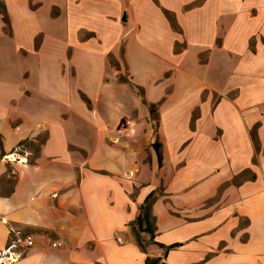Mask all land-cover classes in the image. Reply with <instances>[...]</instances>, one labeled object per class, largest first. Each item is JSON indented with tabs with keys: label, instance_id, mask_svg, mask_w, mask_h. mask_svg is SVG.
<instances>
[{
	"label": "crops",
	"instance_id": "obj_1",
	"mask_svg": "<svg viewBox=\"0 0 264 264\" xmlns=\"http://www.w3.org/2000/svg\"><path fill=\"white\" fill-rule=\"evenodd\" d=\"M8 182L14 264H264V0H0Z\"/></svg>",
	"mask_w": 264,
	"mask_h": 264
},
{
	"label": "trees",
	"instance_id": "obj_2",
	"mask_svg": "<svg viewBox=\"0 0 264 264\" xmlns=\"http://www.w3.org/2000/svg\"><path fill=\"white\" fill-rule=\"evenodd\" d=\"M149 110H150V115H151L152 120L157 121L158 116H157V113L155 110V106H150ZM28 142H30V141H23L22 143H20L18 145V147H20L24 144H27ZM153 147H154L155 152H156L158 164L161 165L162 156H161L159 146L157 144H154ZM12 190H13L12 182H8L5 190L0 188V196L10 195L12 193ZM154 196H155V192H152L145 198L144 202L140 205V207L138 209V214H137L135 222H134L133 232L136 236V240H137L139 245H141V243L139 241V233L148 234L150 237V242H153V239H154V235H155L154 230L155 229H154V225H153V219H152V216L150 213L152 198ZM159 246L164 249L165 253H167L169 250L175 248L177 245H170L168 247H164L163 245L159 244ZM158 261H159V259L148 260L146 264H157Z\"/></svg>",
	"mask_w": 264,
	"mask_h": 264
},
{
	"label": "built area",
	"instance_id": "obj_3",
	"mask_svg": "<svg viewBox=\"0 0 264 264\" xmlns=\"http://www.w3.org/2000/svg\"><path fill=\"white\" fill-rule=\"evenodd\" d=\"M133 125L131 119H123L110 130L117 135L123 136ZM33 246L31 236L25 233L22 229L11 226L9 228V239L7 245L0 249V264H14L20 258L22 252ZM59 242L52 243V247L58 248Z\"/></svg>",
	"mask_w": 264,
	"mask_h": 264
},
{
	"label": "rangeland",
	"instance_id": "obj_4",
	"mask_svg": "<svg viewBox=\"0 0 264 264\" xmlns=\"http://www.w3.org/2000/svg\"><path fill=\"white\" fill-rule=\"evenodd\" d=\"M257 203H264V199H260V200H258L256 197L255 198H253L252 200H246V202H245V204H246V207H250V209H253V208H255V207H257L258 206V204ZM262 216H259V215H257L256 217H255V219H256V221H263L262 220ZM254 219V217L252 216V220ZM255 231L253 230V236H254V234H255V237H256V239L258 240V237H257V233L255 232ZM119 237V235H117V238ZM119 238H121V237H119Z\"/></svg>",
	"mask_w": 264,
	"mask_h": 264
}]
</instances>
